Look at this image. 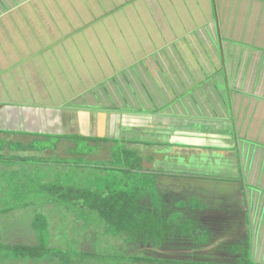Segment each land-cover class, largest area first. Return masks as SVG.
I'll return each mask as SVG.
<instances>
[{"label": "rangeland", "instance_id": "rangeland-1", "mask_svg": "<svg viewBox=\"0 0 264 264\" xmlns=\"http://www.w3.org/2000/svg\"><path fill=\"white\" fill-rule=\"evenodd\" d=\"M113 1L122 4L119 7L123 9L124 3L126 2L128 3L134 0H113ZM173 1L175 2L179 1L180 3H176L175 5L170 6L169 4H171ZM185 1L184 4H182L183 0H143V2L138 3L141 6V8L128 7L125 9V12L123 11L122 13H119L116 16L118 17L117 21H122L126 24H129L126 26L118 25L117 27L112 24L111 21L112 19L110 18L111 15H113V13L116 14L117 12L115 9L111 12L113 8L112 6H109L111 5V3H109L108 0H0V68L1 69L8 68L7 62L9 58H12L13 60L17 59L14 58L12 54H14L15 56L17 55L19 56L20 52L25 51V54L30 56L29 58L32 57L35 64L32 62L31 63L21 62L23 64L19 66H21V69L24 70L23 71L24 74L20 72L22 78L24 76H27L29 78L32 77L35 81L36 72L40 74L38 77L40 78V76H45L47 68H49V74L54 73L53 75L56 77L57 76L56 74L58 73L56 68L61 67L62 64L61 59H63V57L65 56H60L59 53L60 47H59L57 53L55 52L50 53V56H54L56 54L54 59H51L50 57L46 63L44 61L40 63L36 58H33V53H35L36 51H34L33 48H31L32 46H34L32 45L31 42L36 37V35L42 37L49 32L47 34L48 36L46 35L45 38L46 41L50 40L51 37L53 38L52 39L53 41H55L57 38L59 40L61 37H63L65 40L69 39L68 41L72 49L74 48L77 49L78 48V45L76 43L77 41L74 40L73 36L74 34L76 35V33L78 34V32L81 31L82 32L81 35L84 34L85 37V40L81 39V43L79 42L83 55H85V51H84L85 49L87 51V56L89 57L95 58V52H97V59L102 60L101 57L103 58L106 57V59L108 58L110 59L113 57L111 56L112 53H106L105 55V51H97V47L93 49L88 47L90 46L89 44L90 38L88 37L87 35L88 33L86 32H91L93 34L94 31L96 32L95 34L97 37V41L99 40L104 41V39L102 38V34H100V31L104 30L105 38H106L105 42L108 44V39L110 37H114L118 31L121 32L120 30H123L125 32H129L130 31L128 28L129 26L130 29H133V31L135 32L137 30L135 23L137 21H145L143 25L139 23L141 28L143 27L142 30H138L135 33L132 32V34L126 36V39L130 41L131 40L139 41V38L137 36L142 31H144L145 33L150 32L152 33V35H154L155 38H157L156 35H159L160 31L162 30L163 33L165 32L168 35L174 34L175 30L173 26H176L177 28L178 23H184L186 26H190L192 28L199 25V19L204 20L203 23H206V20H208L209 16L210 15L213 16V14L215 13V9L217 12L216 16H219V18L221 19L218 21L217 18V21L221 23L223 27L222 28L219 27V23H217L215 19L216 17L213 16V20L211 23L215 24L217 30L216 35L218 37V40L215 41V43H213L212 49L213 48L219 49L220 47L219 35L222 37L229 36L233 34L231 32H233V29L236 28L235 26H231V25L226 26V23L224 21V15L223 13H221V11L223 12L224 7L220 5H216L215 9L213 10V6L212 3H210V1L207 3V8H205L206 0L201 2V4L198 3V1H194V0H185ZM235 1L237 2L239 0H235ZM256 3L257 5L254 4V6L248 8L246 7L245 16H243L242 18L240 17L239 19L238 17L236 19L235 17L237 16V13L233 14L232 10L226 12L227 18L232 19L231 20L232 24L238 26V24L240 23L245 24L246 23L245 20L248 17L252 16L248 21L252 22L253 24V20L255 18L258 23V26H260L262 20L264 19V13H263L264 8H262L260 11V7H258L259 4L258 2ZM208 4H210L211 6H209ZM108 6L111 7L112 9H109ZM202 7H204L203 9H205V13H202L201 15L198 14L197 15L198 21H196L194 19L196 17L195 16L196 14L194 12L195 11L197 13L201 12ZM255 10L257 11V13ZM104 11L106 15L110 12L109 13L110 15L107 18L105 17V13H103ZM179 13L181 14L178 15ZM190 14H192L191 16H193L194 18L188 16ZM104 17L105 19H103ZM123 18H125V20H123ZM169 23L171 24V26L168 25ZM95 24L98 25L94 27ZM183 25H182V29L185 28V26ZM179 26L181 27V25ZM51 33L52 35H49ZM109 33L111 34L109 35ZM117 35L118 36L115 37V42L117 44H120L121 39H124V35L120 33H118ZM240 36L242 39L249 40L253 43L259 41L264 42L263 32L259 30L250 32L248 28H245L244 33H240L239 36L237 34V36H235L233 39H237L238 37L240 38ZM35 41H37V39L34 40V42ZM144 41L147 42L146 39ZM145 42H144V46L146 44ZM197 44H198V48H197ZM27 45L30 46L31 48L30 52L27 50L29 49L27 48ZM131 47L133 48V45ZM185 47L194 49L195 51L194 55H192L191 57L197 55L196 61L198 62L186 61L185 63H180L177 60L176 58L177 52L183 50ZM204 47H201L199 45V40L195 36L188 37L186 40H178L176 38V41L172 42L171 44L165 45L164 50H162V52H159L158 55L163 63L162 64L158 61L157 68L160 69L161 67L160 73L159 72L157 73L159 80L158 78L157 80L154 78V80L157 81L156 83L151 81V78L149 77V79L143 80L141 82L138 89L135 86L133 87V89L130 88L122 89L120 83L115 79L108 80V69H105L97 61L95 63L97 67L94 71L92 70L75 71L74 69L75 65L72 67V65L69 62L68 63L66 62L67 64H70V66H68L67 68L70 69L71 71H65L66 80H65L64 88L61 86V82L58 76L56 78H53V76H49V87L46 88V82H44L45 88H43L44 90L43 94L38 95L36 102L38 103L39 108H45L48 102L50 104L52 102L57 103L58 101H63V103L67 101L68 103H70L69 100H72L73 99L72 97H75L70 104H72L73 102H77V103H74V105L72 106L79 107L80 104H83V106L86 105L85 109L84 107H82L84 111L89 112V111L97 110L96 112H100L98 111V109H101V107H96L98 106V103L105 106L107 111H108V107H112V106L115 107V105L110 104L111 103L110 99H112V101L117 102V104L116 103L115 104L116 106H118V108H120L123 111H129L130 114L133 115L131 116L133 117L132 119L133 121H144L145 123L147 122V119L138 118V116H142L140 114H157V113H161L162 111H166L173 115H176L174 112H178L179 114H185L186 116L189 117L193 116L194 114H198L197 116H204V115L207 116L208 114H214V115L232 114L231 111L233 107L232 104L235 100H237V103L238 101H241L244 98L246 101H248V103L253 101L252 96L244 97L247 96V94H241V95L236 94L234 95L235 98L232 95L228 96L226 92V88L224 89L220 87V83H219L220 78L214 79L216 74L213 73V71H215L214 70L215 68L212 63L214 58L217 57V55L215 56L214 54H212L211 52L212 50L209 47H207L205 44ZM199 49L201 51L200 53H199ZM73 56L77 58L76 54H73ZM188 58H190V56H188ZM167 59L168 62L166 61ZM170 59L172 60V62L170 61ZM79 65L83 66V63L79 62ZM111 65L113 64L111 63ZM146 65L147 66L142 65L141 67H139V71L137 70L138 73L141 70L143 71L146 70L148 68V65L149 67H151L153 63L151 62L149 64L148 62L146 63ZM165 65L167 67H165ZM202 69H204L205 71L210 70L209 73L211 72L213 73V75L211 76V80L217 83L218 84L217 86L213 84L211 80H209L208 83L203 85L204 86L203 91H200L199 89L196 90V87L192 88L193 86L189 90H187V92H184L185 88H187L185 86L180 87L181 91L179 87L177 88L178 83H180V80H182L183 83L187 86L188 85L187 81H189L190 79L189 74L192 75L193 73L198 77L199 75L198 73H201ZM177 72L178 74L176 75ZM112 73L117 74V72L115 71ZM74 75H77L78 79L80 78L81 80V83L79 81L77 82V84L80 85L76 87H73ZM90 77L92 78V80L90 79ZM18 78L19 80L17 81L22 80L20 77ZM195 81L196 80H193V82ZM197 81L198 82L193 84H197L200 82L199 80ZM10 83L15 84V82H11V81ZM22 83H24V81ZM154 83L155 85L152 86V84ZM108 86H111L112 89L109 88ZM26 88L28 94H31L33 96L34 93L33 88H28V87ZM10 90L12 94H15L14 89H10ZM110 90L112 93L115 94L112 96V98L108 96V92L110 93ZM45 91H47L50 96L48 97L49 98L48 102H44L46 101L43 98L46 93ZM132 94L134 95L135 100L132 101L131 99L130 101V97L127 96H130ZM91 95H93L94 97H91ZM29 99L33 101L32 97H30ZM0 100L3 102H9V101L12 102L13 100H15V97L7 96V93L4 92L2 93ZM20 102L23 101L21 100ZM251 107L252 109H250L249 111L253 112L255 105H251ZM246 111H247V107L244 108V111L241 114H246ZM100 113L107 114L108 112H100ZM251 115L257 116L255 122L261 121L262 118L264 117L263 116L264 114L263 115L251 114ZM27 116H28L27 114H24L23 119L25 120V117L27 118ZM29 117L30 119L27 120L28 124H30L29 121L31 120H34V123L36 122L37 116L30 114ZM139 123L142 124V122ZM60 125H61L60 119L58 120V124L56 127H50V125H48L47 127L49 131L48 133L50 134L58 133L61 130ZM146 125L148 124H143V126ZM32 129L39 130L38 126H36L35 124H32L30 126L31 131ZM147 130L148 129H144V128L141 129V131H146L145 134H141V132L139 133L138 131H134V130L128 131L127 134L132 135V137H127L124 140V142L117 139L116 143L113 142L91 143L88 140L80 139L77 136L71 135L70 133L67 134L68 136H70L67 139H64L65 137L62 136L53 137L52 135L51 137L40 136V138L34 141L30 140L31 139L30 136L24 130H22L23 133H20L21 135L17 139L13 138L14 137L13 134L11 135V137L8 138L0 135V155H1L0 174H3L4 171H9L10 173L11 170L13 169V167L7 166V165H12L13 162L11 161V158H2V153L4 154L9 153L8 148L12 151L11 153L12 155L18 157H25V156L33 157L32 160L19 162V166L16 167L22 169H28L29 175H31V173H33V175L37 174V176L45 175L46 181L54 182V181H58L57 178L59 176H61L62 178L60 180H63L64 178L66 179V177L70 173L75 174L74 171H76V168L70 169L67 164V162L70 160L71 161H74L76 159H81L83 161L90 160L98 163H105V165L107 164L108 166H110V162H111L110 157L112 151L114 150L115 153L119 154L118 150L120 149V147L118 150L116 149L118 146L120 145L126 146L129 143H133L131 144V146H133L134 149L137 150L140 159L141 160L146 159L150 161V163H148L146 160H144L143 165L141 163V168L143 169L149 168L150 169L149 173H152L153 177L154 176L156 177L158 173L159 179L162 177L160 181L164 182L165 184L166 183L171 184L170 188L165 191L168 194L167 196L169 198V202L171 200L173 202L174 201L176 202V200H180V201L186 200V198H189L190 196L191 197L198 196L201 202L206 204L209 203V201H211V199H209L208 197L209 192L216 193L217 194L216 198H218V196H223L226 199L227 198L226 194H229L230 192L233 191V186L229 185L228 183L233 182L232 184H237L238 180L233 181V179L227 178V177H234L235 175L234 169L232 167H228L227 170H225L226 169L225 168L224 172L220 173L221 170H219L218 168L213 169L212 166L207 167L206 165L204 170L200 172L203 173L202 174L203 177L209 179L208 181L210 183H212V181H216L217 178H219L218 183L220 184V186L219 187L215 186L216 190L212 189L214 187L213 185L204 184L207 182L206 178L205 179L197 178V181L189 180L186 182L184 181L183 176L177 173H170L172 176H170V178H165L166 176L163 174H166L168 171L172 172L173 170L170 168V166L169 167L165 166L163 169H160V171L156 169L154 162H156L157 159H154L153 157L154 156L155 158L157 157L156 156L157 152L156 149H154V147L160 145L159 147L163 149L162 151L166 152L168 150V148L166 147H170V146L168 144L163 145L164 140L160 138L158 134L151 135ZM22 137L24 139H22ZM263 143H264V138L263 140L259 139V144L261 145H259V147H256L254 151L255 157L258 158L261 157L257 160V162L260 164L258 167L259 173H264ZM241 144L243 145L242 147H240L239 157L238 154L236 153L235 156H233L234 164H236L238 160L241 161L243 158L245 160V158L248 156L249 151L246 154L245 146H256V143L250 144L246 139H243ZM235 149L237 151V148ZM150 152L154 153L155 155L154 154H153L154 156L151 155ZM161 155L166 159L168 157L172 158L171 156L165 155L164 153ZM57 158L58 160L59 158H61V162L57 164L58 166L55 169H51L50 165L53 166L56 163L55 160ZM151 159H153V163L151 162ZM248 162L249 161H247V164ZM184 168L185 167L182 166L181 169L184 170ZM141 172H143V170ZM77 176H78L77 180L79 182L80 181L79 175ZM207 176H209L210 178H208ZM140 177L142 178V176ZM1 178L2 177H0V207L2 208L7 207L12 209L13 211L12 217L10 216L11 214L10 215L8 214L6 218H3L2 221H0V233L3 236L7 237V240L4 239L3 240L8 243H11L16 240L15 243H21L22 241L27 244H30V242L32 244H38L40 242L39 240H37L36 238L32 240V236H34V231L31 229L29 225L30 218H32V216H34L35 214L37 215V212L34 210L35 205L31 204V206H29L30 203L28 199L25 198L20 199V195L18 196V194H15L14 191H11L8 188V185H5V181ZM90 178H92L91 175ZM259 181L261 183L263 181V178L259 179ZM70 183L74 184L75 181L70 180L68 181L67 184ZM234 189H236V185ZM244 191L249 197H251L248 201L252 204L256 203L255 198L253 199V197H255L252 192L253 188L249 186ZM15 195L16 198L12 197ZM8 199H14V200H8ZM36 208H42V206H37ZM45 209H47V211H45L44 213L48 216L46 217L47 220L51 222L52 220L54 221L52 223H48L46 228L47 234L43 233V230H41L42 237H44V235H46V237L47 236L50 237L48 242L45 239L46 237H44L43 238L44 243H46L50 249L53 250L60 249L61 251L62 250L65 251L68 248L69 243L66 237L62 235V233L65 232L66 230L72 229L74 230L75 235H78L77 234L78 229L76 228L77 226L75 225L74 220L71 219L70 213L61 214L58 210L53 208L50 209L48 208V206H45ZM9 216L11 217V219ZM15 217L20 219H16V221L13 222V219ZM62 217H67V218L64 219ZM60 219H63L65 222L62 223L58 222L60 221ZM79 230L83 232L84 230L83 226L82 227L80 226ZM102 236L103 234L99 236L101 242L92 241L93 245H90L91 244L90 240H87L90 245L89 252L92 253V255L90 256L91 264L96 263V262L92 263V261L94 259H99L100 258L98 257L100 256L99 253H102L104 251L103 245L105 241H107L106 239H108V235H106V237H104L103 239ZM76 241L78 245H76L77 247L75 246V250H79L81 245L85 243L82 234L81 236L80 235L78 236V240ZM80 241H82V243ZM205 244H202V246H204ZM154 248L152 249V251L154 252L153 254L159 256L150 255L149 257H152L154 259H159L162 261L165 260L164 263H169V262L172 264L185 263L179 260H178L179 263H176L175 260L177 259L169 256L171 255V250L166 251V248L164 246L161 248V251L160 249L157 250V248L155 249ZM142 254L144 255V252ZM45 257H42L41 259H37V258L20 259L18 261V264H63L62 261L60 263L57 262V260H55V262H51L50 259H54L52 255H45ZM119 257L118 256L114 257L112 253L111 257L104 256L103 259H107V261H111L112 264H115V262L117 261L120 262L122 259H124L121 256ZM209 258L211 260H214L212 259V257ZM75 259L78 261L76 257ZM170 259H172V261H170ZM217 261L218 260L216 259V262ZM206 262L209 263L208 260H206ZM216 262L214 264H216ZM199 263L207 264L205 262H199Z\"/></svg>", "mask_w": 264, "mask_h": 264}, {"label": "crops", "instance_id": "crops-1", "mask_svg": "<svg viewBox=\"0 0 264 264\" xmlns=\"http://www.w3.org/2000/svg\"><path fill=\"white\" fill-rule=\"evenodd\" d=\"M108 1L109 3H111V5L109 6H112V10L115 9L117 12L116 14L113 13V15H111L110 17L112 19V24L117 27L118 25H129L122 21H117L118 17L116 16L119 13H122L123 11L125 12V9L128 7L141 8L138 3L143 2V0H134L128 3L126 2L123 4V9H119V6H121L122 4H120L119 2L116 3L113 0L112 2L111 0ZM184 1L185 0H183L182 4H184ZM194 1H198V3L201 4V2H203L204 0ZM209 1L210 3H212L213 10L215 9L216 5L224 7L223 12L221 11V13H223L224 15L226 26L231 25L236 27L233 29V32H231L233 34L229 36L222 37L219 35V49H212V45L213 43H215V41L218 40V37L216 35L217 30L215 24L211 22L213 20V16L216 17L215 19L217 23H219L218 21L221 20L219 16H216L217 12L215 9V13L213 14V16H209L208 20H206V23H203L204 20L199 19V25L193 28L190 26H186L184 23H178L177 28L179 25H181V27L179 26L178 30L176 26H173L175 30L174 34L168 35L165 32L163 33L162 30L160 31L159 35H156L157 38H155L154 35H152V33L150 32L145 33L144 31H142V35L140 33L139 35L141 36H137L139 38V41L135 39V41L126 39V36L132 34V32L135 33L138 30H142L143 27L141 28L139 23L143 25L145 21H137L135 23V26L137 28L135 32L133 31V29H130L129 26V32H125L123 30H120L121 32L118 31L114 37H110L108 39V44L105 42L106 38L104 30L100 31V34H102V38L104 39V41H97V37L95 34L96 32L93 31V34L91 32H86L88 33L87 35L90 38V46L88 47H90L91 49L97 47V51H105V55L106 53H112L111 56L113 57L110 59H106V57H101L102 60L97 59V52H95V58L89 57L87 56V51L85 49V55H83L79 42L81 43V39L85 40V37L84 34L81 35V31L78 32V34L76 33V35L74 34L73 36L74 40L77 41V49H72L68 41L69 39L65 40L63 37L60 38L61 40H58L57 38L55 40L56 42L52 40V37L50 40L46 41L45 38L49 32L42 37L36 35V37L31 42L32 45H34L31 48L36 51L35 53H33V58H36L40 63H42L43 61L46 63L50 57L51 59H54L56 55L55 54L54 56H50V53H57L60 47V56L65 57L61 59V67L56 68L58 73L55 74L60 79L61 86L63 88L66 80L65 71H71L67 68L68 66H70V64L72 65V67L75 65V71H94L97 67V65L95 64L97 61L105 69H108V80L115 79L120 83L122 89H133L134 86L138 89L141 82L143 80L149 79V77L151 78V81L156 83L157 81H155L154 78L156 80L158 78L159 80L157 73H160L161 67L159 66L160 69H158L157 67L158 61L160 63H162V61L158 55L159 52H162V50H164L165 45L171 44L172 42L176 41V38L178 40H186L188 37L195 36L199 40V45L201 47H204L205 44L212 50V54H214L215 56L217 55V57L214 58L212 64L215 68V71H213V73L216 74L214 79L220 78V87L224 89L226 88L228 96L232 95L234 98V95H236L237 93L232 91V89L233 87H238L237 89L239 91L242 90L241 92L247 94V96L244 97L252 96L253 101H251L250 103H248L245 98L241 101H238V103L237 100H235L232 104V114H208L207 116H197L198 114H194L191 117L186 116L185 114H179L178 112H174L176 115H173L166 111H162L161 113L157 114H140L142 116H138V118L147 119V122L145 123L144 121H133V117H131L133 115L130 114L129 111H123L118 108V106H116L117 102L112 101V99H110V104L115 105V107H108V111L106 110L105 106L98 103V106L96 107H101V109H98V111L108 112L107 114H102L100 112H96L97 110L89 112L84 111L86 105L83 106V104H80L79 107L72 106L74 105V103H77L73 102L72 104H70L75 97H72L73 99L69 100L70 103H68L67 101H65L64 103L63 101H58L57 103L52 102L50 104L48 102V97H50L49 93L45 91L46 93L43 98L46 100L44 102H48V104L45 108H39L36 99L38 95L43 94V88H45L44 82H46V88H48L49 76H53V78H56L57 76L55 77L53 75L54 73L49 74V68H47L45 76H40V78H38L40 74L36 72L35 81L32 77L29 78L27 76H24L22 78L20 72L24 74V70H22L21 66H19L23 64L21 62L34 63L32 57L29 58L30 56L26 55L24 51L20 52L19 56H15L14 54H12V56L17 59L13 60L12 58H9L7 62L8 68H0V98L2 93L4 92L7 93V96L15 97V100H13L12 102H3L0 100V135L8 138L13 134V138L17 139L21 135L20 133H23L22 130H24L30 136L31 141L40 138V136H64L70 133L73 136L80 135L90 138L106 137L115 140L118 139L124 142L127 137H132V135L127 134L128 131L134 130L138 131L139 133L141 132V134H145L146 131H141V129L144 128L148 129L147 131L151 135L158 134L159 137L164 140L163 145L168 144L170 146H165L166 148H168L166 152L162 151L163 149L159 147L160 145L157 147L155 146L154 149H156L157 152L156 158L154 156L155 154L150 152L151 155L154 154V157H152L154 159H157V161L154 163L156 169L159 171L165 166H170L173 171H168L167 174L171 175L170 173H177L185 178H188L191 181H197V178H206L202 176L203 173H200L204 170L206 165L207 167L212 166L213 169L218 168L219 170H221L220 173H223L225 168V170H227L228 167H232L234 169L235 175L234 177L227 178L233 179V181L238 180V183L232 184V182L228 184L232 185L233 189L235 188V185L237 187L243 186L244 190L250 186L253 188L252 192L255 196L253 197V199L255 198L256 203L252 204L248 201L251 197H249L245 193V191H243L245 204L242 211L247 218L245 230L248 233L247 239L249 241V256L247 257L248 262L245 260V257L242 254L231 255L232 257L227 253V255L215 254L214 250H219L221 247H226L228 246V243L238 244L236 241H234V237L231 233L224 236L218 232L214 237L211 236L209 242L201 247V249L197 252V255L202 256L201 259L203 261L208 260L209 263L213 264L216 262V259L218 260L216 264H220L221 262H226L230 258L233 264H242L241 262H246L244 264H264V173H259L258 167L260 164L257 162V160L261 157H255L254 152L256 147H259V145H261L259 144V139L263 140L264 138V117L261 121L255 122L257 116L251 115L264 114V42L259 41L253 43L249 40L242 39L241 36L240 38L238 37L237 39H233L235 36H237V34L239 36L240 33H244L245 28H248L250 32L259 30L263 32L264 35V19L262 20L260 26H258L255 18L253 20V24L252 22L248 21L252 17L250 16L245 20L246 26L244 23H240L237 26L235 24H232V19H228L226 15V12L232 10L233 14L237 13V16L235 18L237 19L239 17L240 19V17L242 18L243 16H245L246 7L248 8L254 6V4L257 5L256 2H258V7H260L261 11V9L264 8V0H239L237 2L235 0H206L205 8H207V3ZM176 3L180 2L173 1L169 5L172 6ZM208 5L211 6L210 4ZM109 6L108 8L111 9V7ZM203 8L204 7H202L201 12H194L196 14L195 18L191 16L192 14L188 16L198 21L197 15L205 13V9ZM103 13H105V11ZM109 15V13L107 15L105 13L106 18ZM105 17L103 19H105ZM123 20H125V18H123ZM96 25L98 24H95L94 27ZM168 25L171 26L170 23ZM182 25L185 26L184 29H182ZM219 27L222 28L223 25L219 23ZM118 33L124 35V39H121L120 44H117L115 42V37L118 36ZM110 34L111 33H109V35ZM49 35H52V33ZM143 38L144 40L146 39L147 42H145ZM36 39L37 41L34 42V40ZM144 42L146 43L145 46ZM132 45L133 48L131 47ZM27 48H29L27 50L30 52V46L27 45ZM194 52L195 51L193 48L185 47L183 50L177 52L176 58L180 63H185L186 61L198 62L196 61L197 55L191 57L192 55H194ZM200 52L201 51L199 49V53ZM73 54H76L77 58H75ZM188 56H190V58H188ZM166 61L168 62V59ZM170 61L172 62L171 59ZM66 62H69L70 64H67ZM79 62L83 63V66H80ZM148 62L149 64L152 62L153 65L151 67H149L148 65V68L146 70H141L138 73L139 67H141L142 65L147 66L146 63ZM111 63L113 65H111ZM165 67L167 66L165 65ZM114 71L117 72V74H113L112 72ZM209 72L210 70L205 71L204 69H202V74L198 73V77L193 73L192 75L189 74L190 79L189 81H187L188 85L186 86L183 81L179 79L180 83H178L177 88L185 86L187 88H185L184 92H187V90H189L193 86L192 88L196 87V90L199 89L200 91H203V85L208 83L209 80H211V76L213 75L212 72ZM177 74L178 72L176 73V75ZM18 77H20L22 80L17 81L19 80ZM73 79V87L79 86L80 84H77V82L79 81L81 83L80 78L78 79L77 75H74ZM90 79L92 80L91 77ZM193 80L196 81L193 82ZM197 80H199L200 82L197 84H193L198 82ZM10 81L15 82V84H11ZM23 81L24 83H22ZM212 82L216 86L218 85L214 81ZM154 85L155 83L152 84V86ZM26 87L33 88L34 97L31 94H28ZM108 87L111 88V86ZM10 89H14L15 94H12L10 92ZM113 95L115 94L110 90V93L108 92V96L112 98ZM30 97H32L33 101L29 99ZM91 97L94 96L91 95ZM127 97H130V101L131 99L132 101L135 100L133 94ZM21 100L23 102H20ZM251 105H255L253 112L249 111L250 109H252ZM82 107H84V109ZM245 107H247L246 114H241L243 113ZM24 114L28 115L27 118L25 117L26 121L23 119ZM30 114L37 116L35 123L34 120H31L29 121L30 124H28L27 120L30 119ZM59 119L61 121V130L56 134L48 133V125H50V127H56ZM139 122H142V124H140ZM32 124L38 126L39 130L32 129L31 131L30 126ZM143 124L148 125L143 126ZM22 139L24 138L22 137ZM243 139H246L250 144L256 143V146H245L246 154L249 151L248 156L245 158V160L243 158L241 161L238 160L237 163L234 164L233 156H235L236 153L239 157L240 147H242L243 145L241 144ZM131 144L133 143H129L127 146L134 148L133 146H131ZM235 148H237V151ZM8 152L9 153H6L5 155L7 156V158H10V156L12 155V151L9 148ZM163 153L165 155L171 156L172 158L168 157L166 159L161 155ZM144 160L146 159L142 160L143 163ZM146 161L150 163V161ZM247 161H249L248 164ZM151 162L153 163V159H151ZM182 166L185 167L184 170L181 169ZM207 177L210 178L209 176ZM260 177L263 178V181L261 183L259 181V179H261ZM208 180L209 179L206 178L207 182L204 184L213 185L216 187L220 186V184L218 183L219 178H217L216 181H212V183H210ZM212 207L215 208L218 206L213 205ZM235 229L236 227L234 228V230ZM240 247L241 248L239 250L242 253V249H244L245 246L240 245ZM221 250L224 251L222 248ZM209 257H212V259H214L215 261L211 260ZM190 259L191 258L184 260L188 261Z\"/></svg>", "mask_w": 264, "mask_h": 264}, {"label": "trees", "instance_id": "trees-1", "mask_svg": "<svg viewBox=\"0 0 264 264\" xmlns=\"http://www.w3.org/2000/svg\"><path fill=\"white\" fill-rule=\"evenodd\" d=\"M140 33L142 35V32ZM51 136L46 135V137ZM62 137L67 139L70 136ZM77 137L90 142H117L115 139L106 137L90 138L80 135ZM116 149H119V154L112 151L110 166L90 160H70L67 164L70 169L76 168L75 174L70 173L66 177L67 180L65 178V180H60L62 178L59 176L58 181L54 182L46 181L45 175L37 176L33 173L29 175L28 169L16 167L19 166V162L32 160V156L11 155L13 163L7 166L13 169L10 173L4 171L0 177L11 191L20 195V199H28L29 206L35 205L34 210L37 215L30 218L29 225L34 231L32 240L36 238L40 242L27 244L22 241L15 243V240L8 243L4 241L7 237L0 233V264H18L20 259H41L45 255H52L54 259H50L51 262L57 260L60 263L62 261L63 264H91L90 245H93L92 241L101 242L99 238L101 234H103L102 239L106 235L108 239L103 245L104 251L99 253L100 256L97 255L100 258L94 259L92 263L112 264L111 261L103 258L104 256L111 257L113 253L114 257L124 258L115 264H129L130 262V264H169L170 262L164 263L165 260L149 257L150 255L159 256L153 254L152 249L155 247L161 251L164 246L166 251L171 250L169 256L176 258V263H179V260L185 262L184 264H200L199 262L213 264L203 261L202 256L197 255V252L202 244L208 243L211 236L214 237L218 232L224 236L231 233L238 244L228 243V246L221 247L224 251L221 248L214 250L215 254H230V256L242 254L248 262L249 241L245 230L247 218L242 211L245 204L243 186H236V189L226 194V199L223 196L216 198V193L209 192L208 197L211 201L206 204L201 202L198 196L169 202L165 191L170 188L171 184L160 181L162 177L159 179L158 173L156 177H153L152 173H149V168H141L143 162L136 149L127 145H120ZM2 158H7V156L2 153ZM55 161L53 166L50 165L51 169L58 166L61 158ZM77 175H79V182ZM163 175L166 176L165 178L172 176L167 173ZM183 178L184 181H189L188 178ZM70 180H74L75 183L67 184ZM212 189L216 190V187ZM12 197L16 198V195ZM213 205L218 207L213 208ZM37 206H42V208H36ZM45 206L56 209L61 214L70 213L71 219L77 226L78 235H75L72 229L62 233L69 243L65 251L50 249L44 243L43 238L46 235L42 237L41 230L47 234L48 223L54 221L47 220L48 216L44 214L47 211ZM0 208L2 209H0V221L8 214L13 216L12 209ZM16 219L20 218L15 217L13 222ZM58 222L65 221L60 219ZM80 226H83V232L79 230ZM81 234L85 243L79 250H75V246L78 245L76 240ZM45 239L48 242L50 237L47 236ZM87 240H90V245ZM240 245L245 246L242 253L239 250ZM143 252L146 256L142 254ZM189 258L191 259L188 261L184 260ZM220 264H233V262L230 258Z\"/></svg>", "mask_w": 264, "mask_h": 264}, {"label": "flooded vegetation", "instance_id": "flooded-vegetation-1", "mask_svg": "<svg viewBox=\"0 0 264 264\" xmlns=\"http://www.w3.org/2000/svg\"><path fill=\"white\" fill-rule=\"evenodd\" d=\"M238 88V87H237ZM236 87H233V89H232V91H234L235 93H237V94H245L244 92H241V91H239L238 89H237ZM4 137V136H3Z\"/></svg>", "mask_w": 264, "mask_h": 264}]
</instances>
